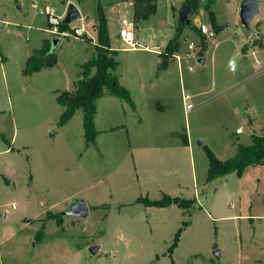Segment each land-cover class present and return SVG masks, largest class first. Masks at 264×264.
Masks as SVG:
<instances>
[{
    "label": "rangeland",
    "instance_id": "1",
    "mask_svg": "<svg viewBox=\"0 0 264 264\" xmlns=\"http://www.w3.org/2000/svg\"><path fill=\"white\" fill-rule=\"evenodd\" d=\"M243 1L198 0L193 26L180 38L183 52L184 38L196 44L198 58L183 60L182 76L175 71L167 84L159 81L166 112L143 114L140 126L138 116L124 117L121 104L98 101L99 134L87 146L83 111L62 129L57 98L76 90L83 66L97 57L92 43L101 25L118 82L120 75L132 83L143 73L162 76L160 57L149 50H166L187 0H156L154 15L139 26L133 0H0V264H264V165L249 167L242 178L233 173L207 181V149L226 161L251 146L253 136H264V2L247 30ZM71 5L82 17L51 32L40 11L50 6L65 19ZM123 19L134 20L139 50H127L118 38ZM201 24L214 38L199 33ZM82 26L92 43L73 32ZM44 43L57 48L58 65L25 76L27 59ZM96 73L93 67L91 76ZM186 95L194 104L189 113ZM166 196L194 203L146 204ZM80 198L89 217L64 215ZM92 246H101L93 258Z\"/></svg>",
    "mask_w": 264,
    "mask_h": 264
},
{
    "label": "trees",
    "instance_id": "2",
    "mask_svg": "<svg viewBox=\"0 0 264 264\" xmlns=\"http://www.w3.org/2000/svg\"><path fill=\"white\" fill-rule=\"evenodd\" d=\"M155 1L156 0H133L134 18L136 22L148 20L154 15L156 11ZM186 5L194 12V9L199 6V2L198 0H187ZM210 17L215 25V15L210 14ZM190 26L193 25L190 24ZM185 27H187L185 24L179 23L176 35L168 43L165 52L160 55L162 58V69H165L169 59L180 51V38ZM215 27L220 28L216 25ZM62 28L67 30L69 29V25L63 22ZM100 28L98 43L96 45L97 57L83 66V78L77 82L76 90L74 92H62L57 98V102L65 109L60 118V126L63 127L67 125L78 111H83V126L87 146L90 142H94L99 134L94 122L99 100L107 94H110L111 96H116L133 105L130 93L122 87L117 78L112 75V70H115L118 64L114 61L113 57L110 56L111 44L105 25L102 24ZM199 33L201 34V32ZM79 38L92 41L88 36ZM48 46V43H44L43 47L36 50L27 60L26 67L23 71L25 76H31L44 69H52L57 65L58 58L52 51V48ZM93 67H96L97 73L91 76V69ZM207 153L210 159L207 176L208 182L233 173L239 178H242L249 167L264 165V136H253L251 146H240L236 156L226 161L219 160L209 149H207ZM193 203L192 201L182 200L179 197L172 198L171 196H166L160 201L147 202L146 204H148V207L158 208H166L172 205H177L180 208H187ZM176 239L178 240L179 237ZM173 246H175V244Z\"/></svg>",
    "mask_w": 264,
    "mask_h": 264
},
{
    "label": "crops",
    "instance_id": "3",
    "mask_svg": "<svg viewBox=\"0 0 264 264\" xmlns=\"http://www.w3.org/2000/svg\"><path fill=\"white\" fill-rule=\"evenodd\" d=\"M258 1H260L261 2V7H260V14H259V16L258 17H256L255 18V20L253 21V23L251 24V26L255 23V21H257L258 20V18L261 16V13H262V7H263V0H258ZM133 5H134V2H133ZM133 8H134V6H133ZM194 16V15H193ZM124 20V19H123ZM142 22V21H141ZM141 22H137V26H139V24L141 23ZM120 26H121V24H120ZM251 26H250V29L249 30H251ZM119 29H120V27H119ZM137 30V29H136ZM197 30L199 31V29H198V27H197ZM200 32V31H199ZM118 33H119V31H118ZM135 35H136V31H135ZM119 38V37H118ZM189 37H186V38H184V40H185V42H187V41H189V39H188ZM91 40L92 39H94L93 38V36H91V38H90ZM136 39H137V36H136ZM173 39V38H172ZM171 39V40H172ZM182 40V39H181ZM138 41V40H137ZM183 40H182V42H181V50L179 51V52H177V53H175L174 55H176V54H179V55H183L186 51H184L183 52ZM59 43L61 44V40H59ZM91 43H92V41H91ZM94 46H96L97 44L96 43H92ZM59 45V44H58ZM57 47V46H56ZM41 49V48H40ZM56 49L57 48H54V47H52V51L55 53V51H56ZM166 49V48H165ZM39 50V49H38ZM112 50L113 51H115L114 50V48L112 47ZM187 50V49H186ZM149 51H151L152 53H154V54H158V56L160 57V62H158L159 63V69L160 70H162V71H164V73H162V76H160V75H157V76H155V77H151V78H147V76H145V74L143 73L142 75H138V76H136L137 78L134 80V83H132L131 81L129 82L128 80H126V79H124L121 75H120V80H119V82H120V85L122 86V87H124L129 93H130V95H131V99H132V102H133V105H131L129 102H127V101H125V100H123V99H120V98H118V97H116V96H111V95H106L105 97H103L101 100H99V102H102L103 100H111V101H113V103H118V104H121V106H122V108H123V113H124V117L126 116V114L129 112V113H132V114H134V115H136V116H138V123H139V125L140 126H144L145 125V121H144V116H143V114L145 115V114H153L154 113V111H156V110H158V109H161L162 110V113H165L166 112V108H167V100H166V96L165 95H163V97L165 98V99H162V103H161V101H159V94L156 92V90H157V88H159V81H163V83H166L167 84V80H170L171 79V77H170V74L171 73H175V71H178V73L182 76V71L184 70L183 68H184V64H185V62L182 64V68H180L179 67V65H178V63H177V61H176V59L174 58V55H173V57H171L170 59H169V62H168V65H167V67L165 68V69H162L161 68V63H162V58H161V54L162 53H164L165 51H161V53L159 52V48H156V50H149ZM117 52V51H116ZM156 52V53H155ZM32 56V54L30 55V57ZM29 57V58H30ZM28 58V59H29ZM27 59V60H28ZM206 61V60H205ZM57 65H58V63H57ZM56 65V66H57ZM55 66V67H56ZM205 66H206V64H205ZM204 66V67H205ZM54 67V68H55ZM43 71V70H42ZM166 73H168V75H165ZM34 75V74H33ZM33 75H31V76H33ZM168 76V77H167ZM28 77H30V76H28ZM164 88H166V86H164ZM75 89H72L71 91H74ZM68 91V90H67ZM70 91V92H71ZM58 92V91H57ZM182 100H183V98H182ZM99 102H98V104H99ZM99 106L100 105H98V109H99ZM65 110V109H64ZM77 113H79V111L77 112ZM72 121V120H71ZM70 121V122H71ZM69 122V123H70ZM69 123L67 124V125H65V126H63L62 127V129L64 128H66L68 125H69ZM121 128H125V129H127V131H128V125L127 124H124V125H122V126H120ZM118 128V127H117ZM114 129H116V128H110L109 130H107V132L108 131H111V130H114ZM243 134V133H242ZM13 141H14V139H13ZM187 143H188V145L190 144V142H189V138H188V135H187ZM12 146H13V144H12ZM11 149V148H10ZM12 151H14V148H12L11 149ZM9 152V150L8 151H6V153H8ZM0 153H3V152H0ZM27 159L29 160L30 158L27 156ZM31 181H32V183H33V175L31 176ZM165 195V194H164ZM81 199V198H80ZM85 202H86V204H87V200H85V199H83ZM88 206V205H87ZM92 208H96V206H91ZM89 208V207H88ZM89 212H90V209H89ZM7 216V215H6ZM35 246H37V245H35ZM93 247V246H92ZM100 247V250L98 251V253L96 254V255H94V256H92L91 258H93V257H96L99 253H100V251H101V246H99ZM91 249V248H90Z\"/></svg>",
    "mask_w": 264,
    "mask_h": 264
},
{
    "label": "built area",
    "instance_id": "4",
    "mask_svg": "<svg viewBox=\"0 0 264 264\" xmlns=\"http://www.w3.org/2000/svg\"><path fill=\"white\" fill-rule=\"evenodd\" d=\"M40 14L45 16L48 20L49 25L54 27V29L51 30V32L53 33H56L58 31L57 27L60 25L61 22L64 21V18H62V16H58L55 13V10L50 6H46L44 10L40 11ZM198 29L201 32V34L207 38H214L215 36V32L209 30V28L205 24H201L200 26H198ZM135 31H136V24L134 20H130V19L122 20L119 33H118V37L128 47L127 50H131V51L139 50L140 43L136 39ZM73 32L79 37H82V36L89 37L90 36V34L88 33L87 29L84 26L75 28ZM187 42H188V46H187V50L185 54L184 55H179V54L174 55L180 68H182L183 60H190V59L198 58L196 56L197 54L195 53V50L197 47L196 44L190 41H187ZM145 50H148V48L145 47ZM229 68L231 72H234L236 70V64L234 61H231L229 63ZM188 70L190 72L194 71L193 67H188ZM183 104H184V109L186 113L191 112L194 108V104L191 102V97L188 95L183 96ZM236 133L239 135V134H242L243 132L241 129H238Z\"/></svg>",
    "mask_w": 264,
    "mask_h": 264
},
{
    "label": "water",
    "instance_id": "5",
    "mask_svg": "<svg viewBox=\"0 0 264 264\" xmlns=\"http://www.w3.org/2000/svg\"><path fill=\"white\" fill-rule=\"evenodd\" d=\"M261 2L258 0H244L241 5L240 11V19L241 23L245 29H249L253 21L260 14ZM194 15L193 10L188 5H183L180 11V22L185 24L186 26H190L191 19ZM81 12L75 5H71L66 18L64 19V23L67 25H71L74 21L80 19ZM254 32H247L246 36L250 39L253 38ZM54 46L59 44V39H54ZM198 64L201 66H205L206 61L204 58H200L198 60ZM199 145H202V142H199ZM66 216H73L79 218H88L89 217V208L86 202L83 199H76L70 208L64 212ZM100 250L99 246H94L90 249L91 254L94 256ZM216 255H219V251L215 252Z\"/></svg>",
    "mask_w": 264,
    "mask_h": 264
}]
</instances>
